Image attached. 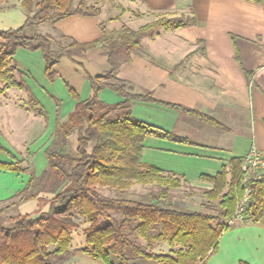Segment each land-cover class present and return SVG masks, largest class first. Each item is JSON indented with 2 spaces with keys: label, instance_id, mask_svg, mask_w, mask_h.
<instances>
[{
  "label": "crops",
  "instance_id": "obj_1",
  "mask_svg": "<svg viewBox=\"0 0 264 264\" xmlns=\"http://www.w3.org/2000/svg\"><path fill=\"white\" fill-rule=\"evenodd\" d=\"M124 1L142 17L184 15L193 20L183 28H162L143 37L140 51L118 67L115 77L135 94L150 93L157 101L196 111L222 127L156 104L130 105L133 118L179 140L146 137L142 162L178 179L182 186L209 190L211 185L201 182V176L214 177L230 160L242 158L251 148L264 152V7L240 0ZM1 7L0 30H15L25 23L20 0H7ZM112 21L98 7L94 16L76 14L35 30L49 36L56 49L68 43L60 35L79 44L98 41L114 32L108 27ZM105 53L98 45L73 61L63 58L55 68L56 79L50 82L44 75L41 52H16L15 77L25 88L0 93V144L12 155L11 159L0 153L1 163L23 161L25 166L28 155L36 175L46 168L44 150L56 124L65 122L75 107L68 88L79 100L88 99L87 76L108 70ZM29 94L44 109L46 120L27 110ZM99 100L109 107L122 101L107 89ZM243 111L250 112L248 123L240 118ZM27 181L26 174L0 170V202L19 194ZM84 248H70L66 264H104L79 252ZM110 259L112 264L119 263L115 256ZM132 264L156 263L136 260ZM205 264H264V216L254 225L236 226L223 233Z\"/></svg>",
  "mask_w": 264,
  "mask_h": 264
},
{
  "label": "trees",
  "instance_id": "obj_2",
  "mask_svg": "<svg viewBox=\"0 0 264 264\" xmlns=\"http://www.w3.org/2000/svg\"><path fill=\"white\" fill-rule=\"evenodd\" d=\"M7 0H0L1 5ZM20 0L26 15L25 23L15 30H0V93L9 88L24 89L15 77L13 57L18 50L41 52L44 75L53 82L55 68L63 58L71 61L83 57L87 50L100 45L107 51L108 70L95 77L87 76L91 96L79 100L70 89L75 101L74 110L63 123H57L53 138L44 150L46 169L36 175L23 161L1 163L0 170L26 174L25 188L10 200H36L46 205L45 211L30 216L17 214L3 224L0 210V264H66L71 256V235L82 220L85 248L79 252L94 261L112 264H132L136 260H150L156 264H205L215 253L221 235L236 226L258 223L264 216V179L248 185L249 200L239 221H233L236 205L244 188L240 184L242 158H235L221 168L214 177L201 176L200 181L211 188L203 192L207 203L217 202V214L187 212L173 206L171 190L182 183L170 175L142 162L146 137L179 141L175 136L132 117V102L151 103L199 119L219 129L213 119L196 111L152 98L150 93L135 94L127 83L117 79L118 67L129 61L131 54L141 49V39L157 28L166 30L193 24L192 19L158 20L137 31L123 28L115 42L106 37L79 44L60 35L66 46L53 49L49 36L36 32L44 23H55L69 16H94L98 9L84 7L83 0ZM264 7V0H240ZM118 41V43H116ZM250 76L251 73H248ZM117 94L122 101L107 106L99 100L103 90ZM57 104L58 102L55 101ZM27 110L46 120L41 105L29 94ZM75 135V154L67 150L68 139ZM0 153L10 152L0 144ZM154 185L156 191L147 194L144 201L126 199L133 185ZM106 189L117 196L100 193ZM51 195L48 200L39 197ZM9 200V201H10ZM8 201H2L6 203ZM204 209L211 206L204 204ZM7 208V207H6ZM5 208V209H6ZM143 240L145 245L138 244ZM166 243L176 251L168 254L153 252L156 245Z\"/></svg>",
  "mask_w": 264,
  "mask_h": 264
},
{
  "label": "rangeland",
  "instance_id": "obj_3",
  "mask_svg": "<svg viewBox=\"0 0 264 264\" xmlns=\"http://www.w3.org/2000/svg\"><path fill=\"white\" fill-rule=\"evenodd\" d=\"M79 0L75 1V6L78 4ZM83 4L85 8L91 9H98V7H102L104 11L107 13V18L112 19L113 21L109 24L108 27L114 29V32L110 35H107L106 38L109 39L111 42H115L118 40V35L122 31L123 28H128L132 31H137L140 28L144 27L145 25L151 24L158 20H176V21H184L182 19H188L184 15H176V16H167V15H153V16H146L142 17L137 11L131 10V6L129 2L124 0H83ZM148 23H145V22ZM162 27L157 28L153 32L160 31ZM171 30V29H169ZM151 32V33H153ZM187 35L190 32H186ZM118 43V41L116 42ZM106 50V49H105ZM107 51V50H106ZM140 51V50H139ZM138 51V52H139ZM250 117L249 111H243L240 115V118L243 122L248 123ZM189 119V118H188ZM76 137L75 135L70 136L68 139L67 150L74 155L75 154V147H76ZM32 159L30 156H26L25 163L26 165L31 164ZM37 165H39V161H35ZM44 160L42 161V165ZM46 169V168H45ZM44 169V170H45ZM43 170V171H44ZM152 191H156V187L154 185H133L126 193L119 194L126 199L137 200V201H144ZM206 191L203 188L199 187H189V186H182L180 189L171 190L170 194L172 196V203L173 206L179 210H186L187 212L197 211L203 212L207 214L216 215L217 214V202L214 203H207L205 197L203 196V192ZM100 193L104 196L108 197H115L117 193L115 191H110L106 189L100 190ZM39 197L43 198L44 200L50 199L51 195L41 194ZM207 204L211 206V210L204 209L202 205ZM7 207V208H6ZM6 208V209H5ZM0 210L3 211L2 213V221L3 224L7 225V220L10 217H14L17 214L24 215L28 214L33 216L40 211L46 210V205L44 203H38L36 200L27 201V202H19L17 203L16 200H10L6 203L0 204ZM79 227L72 232L71 235V246L72 250L77 248H82L85 246V238L83 235V230L86 225L83 224L82 220L78 221ZM138 244L145 245L143 240H137ZM169 247L166 243L156 245L154 247V253L157 254H168L170 253L168 250ZM172 252L176 251L177 248L174 247Z\"/></svg>",
  "mask_w": 264,
  "mask_h": 264
},
{
  "label": "built area",
  "instance_id": "obj_4",
  "mask_svg": "<svg viewBox=\"0 0 264 264\" xmlns=\"http://www.w3.org/2000/svg\"><path fill=\"white\" fill-rule=\"evenodd\" d=\"M240 171V184L243 186L244 192L236 205L233 221H239L241 219V215L248 203V185L264 179V152L251 148L249 152L242 157Z\"/></svg>",
  "mask_w": 264,
  "mask_h": 264
}]
</instances>
